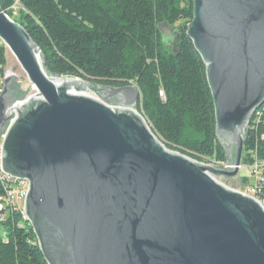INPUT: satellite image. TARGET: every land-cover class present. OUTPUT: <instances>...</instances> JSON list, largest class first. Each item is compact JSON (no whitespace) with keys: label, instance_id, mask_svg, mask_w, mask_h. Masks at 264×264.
I'll return each instance as SVG.
<instances>
[{"label":"water","instance_id":"water-1","mask_svg":"<svg viewBox=\"0 0 264 264\" xmlns=\"http://www.w3.org/2000/svg\"><path fill=\"white\" fill-rule=\"evenodd\" d=\"M193 4L187 36L206 65L217 138L235 148L231 172L166 148L136 110L134 85L99 86L100 100L58 86L70 78L46 73L40 48L0 5V40L39 93L17 110L3 169L30 183L24 211L47 264H264V208L213 178L240 183L247 127L264 103V0Z\"/></svg>","mask_w":264,"mask_h":264},{"label":"trees","instance_id":"trees-1","mask_svg":"<svg viewBox=\"0 0 264 264\" xmlns=\"http://www.w3.org/2000/svg\"><path fill=\"white\" fill-rule=\"evenodd\" d=\"M0 5L40 48L49 76L104 88L134 85L140 91L136 110L166 148L200 163L227 162L216 135L206 65L187 36L193 0H0ZM165 27L175 30L173 48L164 39ZM6 55L0 40L2 75ZM10 89L16 101L25 99L17 83ZM263 135L264 128L246 134L244 165L254 162L252 152L264 160ZM0 264H47L20 211L0 222Z\"/></svg>","mask_w":264,"mask_h":264},{"label":"built area","instance_id":"built-area-1","mask_svg":"<svg viewBox=\"0 0 264 264\" xmlns=\"http://www.w3.org/2000/svg\"><path fill=\"white\" fill-rule=\"evenodd\" d=\"M13 79L11 76L7 75L6 67L3 75L0 73V98L4 96L6 91V80ZM163 96V94H162ZM29 98H25L21 101H16L15 103H7V108L5 112V116L9 118L8 126L5 130L0 131V185L3 187L5 195L0 197V222H5L8 218V215L12 211H20L25 220L26 214L24 211V205L26 198L28 196L30 190V183L27 180H21L10 176L4 172L3 169V145L8 132L9 127L14 123L17 118V110L21 108L24 103ZM264 128V103L260 107L259 110L256 111L252 120L250 121L247 127V133L251 129H260ZM262 140L264 141V135L262 136ZM254 162L246 166L242 163L240 167V171L242 169H246L249 172L248 178H244L242 189L234 190L236 192L242 193L245 196L252 197L256 199L260 205L264 208V160H261L258 156L257 152L251 153ZM245 154L243 155L244 159ZM206 166L214 168L220 171H228L231 172L234 170V166L228 164L227 162H218L214 159L211 162L202 163ZM216 181H218L219 177H213ZM219 182V181H218ZM220 183V182H219Z\"/></svg>","mask_w":264,"mask_h":264},{"label":"rangeland","instance_id":"rangeland-1","mask_svg":"<svg viewBox=\"0 0 264 264\" xmlns=\"http://www.w3.org/2000/svg\"><path fill=\"white\" fill-rule=\"evenodd\" d=\"M20 9V5L17 3L16 6L13 8L14 10V18H17V14L18 11ZM163 35H164V39L166 40V42L170 45V47L173 48V46L175 45V41H176V34H175V30L174 29H170L168 27H165L162 29ZM7 65H6V72L8 76H11V78H15L13 81V83H17L20 87V90L22 92H26V97L25 98H31L34 96H37L39 93L38 91L35 89L34 86H32L25 74V72L23 71V69L21 68V66L19 65L18 61L16 60V58L11 54V52L9 51V49H7ZM72 80H78L75 78H70ZM82 83L85 84L86 88L81 92L83 94H85L88 97L91 98H95L100 100V96L94 91V89L97 88V86L92 83V82H86V81H82L79 80ZM112 107H121V105L119 103H117L116 101H114L111 104ZM225 150L227 152V154H233L235 153V148L232 147H225ZM249 176V172L246 169H242L240 171L239 174V178H240V183L238 184L235 180L230 179V178H226V177H219L218 181L224 185L225 187L229 188V189H235V190H240L242 189L243 186V182H244V178H248Z\"/></svg>","mask_w":264,"mask_h":264},{"label":"bare ground","instance_id":"bare-ground-1","mask_svg":"<svg viewBox=\"0 0 264 264\" xmlns=\"http://www.w3.org/2000/svg\"><path fill=\"white\" fill-rule=\"evenodd\" d=\"M10 51V50H9ZM12 54V53H11ZM13 55V54H12ZM65 83H70L71 84V87H72V92L74 94H77V95H83V96H86L85 94L83 93H79V91L77 89H81V91H83L86 86L84 83H82L81 81H78V80H72V79H60L57 81V85L58 86H62L64 85Z\"/></svg>","mask_w":264,"mask_h":264}]
</instances>
